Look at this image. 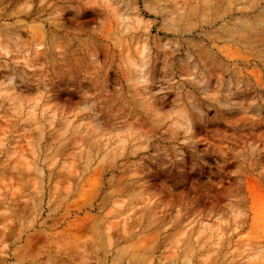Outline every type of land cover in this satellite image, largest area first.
Here are the masks:
<instances>
[{"label":"rangeland","instance_id":"374dc122","mask_svg":"<svg viewBox=\"0 0 264 264\" xmlns=\"http://www.w3.org/2000/svg\"><path fill=\"white\" fill-rule=\"evenodd\" d=\"M194 3L135 0V12L110 22L109 30L123 25L165 47L156 60V98L125 108L131 114L119 124L122 116L104 118L93 136L77 135L79 118L67 121L49 113L34 90L13 92L0 84V97H8L0 102V259L7 264L23 255L43 264H264V0L236 3L227 16L215 19L223 9L217 0L208 12L214 23L204 24L196 21L206 9L193 10ZM39 11L38 0H0V26L23 22L43 39L39 22L33 23ZM92 16L85 12L82 23ZM247 25L257 31L244 35ZM102 39L110 43L107 34ZM189 55L188 70L213 61L229 69L222 74L230 85L231 115L214 117L206 128L198 126L197 134L205 140L229 134L231 151L225 158L206 143L174 151L155 131L151 145L131 155L129 138L151 128L149 109H170L177 85L193 87L184 80ZM166 62L175 73H165ZM211 71L208 86L215 87L221 69ZM169 78L176 84L169 85ZM161 145H168L167 156L158 152ZM17 247L21 253L3 256Z\"/></svg>","mask_w":264,"mask_h":264},{"label":"clouds","instance_id":"9594fccd","mask_svg":"<svg viewBox=\"0 0 264 264\" xmlns=\"http://www.w3.org/2000/svg\"><path fill=\"white\" fill-rule=\"evenodd\" d=\"M38 3L40 11L33 23L39 22L43 39H37L23 22L0 26V76L3 77L0 84L12 86L13 92L16 88H20L21 92L34 90L37 96L42 97L43 104L49 106V113H58L67 121L79 118L74 130L77 135L86 136H93L102 130L104 118L122 116L123 120L117 121L119 124L131 114H125V108L140 107L144 101L151 103L156 98L157 93L152 90V85L157 83L156 60L165 46L150 40L143 33L137 36L128 32L123 25L109 30L112 20L135 12V0H38ZM219 3L223 9L215 19L227 16L236 3L244 4V0H219ZM214 4H217V0H195L193 10L196 7L206 9L205 16L196 21L197 24L214 23V19L208 15V12L214 10ZM253 4L244 6L250 8ZM87 11H91L93 16L89 23L84 24L82 19ZM66 13L71 15L66 16ZM13 28L17 31L10 32L9 29ZM21 31H27V36H22ZM256 31V26L247 25L243 34ZM105 34L110 41L107 45L102 39ZM38 47H42L43 51H38ZM177 50L173 49L172 54ZM76 53H82L83 56ZM192 61L193 57L189 55L184 62L187 71L184 80L193 87L185 89L177 85L170 109L155 106L149 109L151 128H141L139 134L129 138L131 155H135L141 148L147 149L156 139L155 131H159L161 138L174 151L180 145L192 146L198 143L208 144L225 158L231 151L228 147L233 142L231 135L218 134L211 140H205L197 134V127L206 128L214 117L226 118L231 115L232 104L226 90L230 85L222 74L229 69L213 61L212 65L205 64L203 68L192 65L191 70H188L187 66ZM211 69H221V72L216 73L215 87L208 86L213 74ZM164 71L175 73L174 65L166 62ZM168 83L173 85L176 81L169 78ZM168 90L167 87L161 89ZM7 99V96L0 97V102ZM211 109L216 111L209 116ZM250 119L255 120L256 117ZM79 121H83V133L79 130ZM260 122L264 123V117ZM260 138L264 142V133H261ZM168 145L157 146L158 152L162 151L167 156ZM204 151L207 152V149ZM201 162L208 164L204 159ZM217 164L223 170L219 161ZM19 253L21 248L17 247L15 252H6L3 256ZM0 264H7V261L0 259ZM13 264L43 262L38 257L23 255Z\"/></svg>","mask_w":264,"mask_h":264},{"label":"bare ground","instance_id":"6f19581e","mask_svg":"<svg viewBox=\"0 0 264 264\" xmlns=\"http://www.w3.org/2000/svg\"><path fill=\"white\" fill-rule=\"evenodd\" d=\"M188 30V29H187ZM168 34V33H167ZM185 34H186V30H185ZM190 34V33H189ZM215 36V35H214ZM220 36H223V35H220ZM204 37V36H203ZM202 38V37H201ZM211 38V37H210ZM217 38V37H216ZM220 39V38H219ZM213 40V39H212ZM215 40H217V39H215ZM205 41H207V40H205ZM212 43V42H211ZM210 43V44H211ZM215 44V43H214ZM191 46V45H190ZM211 46V45H210ZM197 47V46H196ZM193 48H195V46L193 47ZM208 49V48H207ZM212 49V48H211ZM195 50V49H194ZM199 50V49H198ZM200 51V50H199ZM222 51V50H221ZM224 51V50H223ZM217 52V51H216ZM198 54H199V52H198ZM213 55L211 54L210 55V57H212ZM226 56V55H225ZM225 56H224V58H225ZM215 57V56H214ZM217 57V56H216ZM223 57V56H222ZM227 58V57H226ZM211 60H213V59H211ZM159 67V66H158ZM179 67V66H178ZM203 67V66H202ZM182 69V68H181ZM184 69V68H183ZM179 70V69H178ZM158 71H159V69H158ZM1 123V122H0ZM2 126V125H1ZM4 126V125H3ZM6 127H7V125H5ZM4 130V129H3ZM5 132V131H4ZM213 261V260H212Z\"/></svg>","mask_w":264,"mask_h":264}]
</instances>
